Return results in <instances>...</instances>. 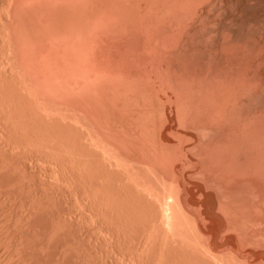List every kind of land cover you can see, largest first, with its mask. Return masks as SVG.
<instances>
[{
	"label": "bare ground",
	"instance_id": "1",
	"mask_svg": "<svg viewBox=\"0 0 264 264\" xmlns=\"http://www.w3.org/2000/svg\"><path fill=\"white\" fill-rule=\"evenodd\" d=\"M0 156L27 264H264V0H0Z\"/></svg>",
	"mask_w": 264,
	"mask_h": 264
},
{
	"label": "rangeland",
	"instance_id": "2",
	"mask_svg": "<svg viewBox=\"0 0 264 264\" xmlns=\"http://www.w3.org/2000/svg\"><path fill=\"white\" fill-rule=\"evenodd\" d=\"M0 157H1V156H0ZM0 159H1V158H0ZM27 159H28V158H27ZM23 160H24V159H23ZM28 160H29V161L31 160L30 163H29ZM28 160H26V159L24 160V161L27 162V163L25 162L26 165H25L24 162L21 160L22 162L20 161V163H21L20 165H21V166H23V165H24V166H28V163L31 164V165L28 166V167H29L28 170H29V172H31L32 170L30 171V168L32 169V165H33V168H36V162H35L34 160H33L34 162H32V159H28ZM22 163H23V165H22ZM32 163H33V164H32ZM17 164H19V163L17 162ZM36 169H37V168H36ZM36 169H33V171H36ZM39 169H40V168H39ZM39 169H37V170H39ZM0 171H1V170H0ZM33 171H32V173H34ZM1 172L3 173V171H1ZM1 172H0V174H1ZM37 172H39V171H36L34 174L37 175ZM3 174H4V173H3ZM3 174L0 175V176L3 177V176H4ZM30 174H31V173H30ZM30 174H29V175H30ZM38 174H41V173H38ZM5 175H6V174H5ZM41 175H42V174H41ZM38 176H39V175H38ZM4 177H5V176H4ZM4 177H3V178H4ZM30 177H33V178H34V176H32V174H31ZM36 177H37V176H35V179H33V180H36V181H37V178H38V182H37V185H36L37 187L34 188L36 182H35V181L32 182L33 180H32L31 178H30V180H32V181L29 180V183H30V182H32V183H30V184H33V183H34L33 188H32V185H30V186H31V188H30V187L28 186L29 183H26L27 187H29L30 189H35V192H36V190L39 188L38 186L40 185V183H39V182H40V181H39V180H40V179H39L40 177H37V178H36ZM5 179L7 180V177H6ZM5 179H4V180H5ZM195 179H196V178H195ZM195 179L193 178L192 180L195 181ZM0 180H2V181L0 182V183L2 184V182H4V181H3V179H1V178H0ZM6 180H5V181H6ZM196 180H197V179H196ZM7 181H9L10 185H11V183H13L12 181L10 182V180H7ZM194 181H193V182H194ZM195 182H198V181H195ZM6 183H7V182H4V184H2V185L0 184L1 187L3 186V187L5 188L4 191H3V190H2L3 187H2V188L0 189V190H1L0 192H2V191L5 192V190H6V192L8 193V191H9L10 188H9L8 190L6 189V187H8V186H4ZM9 183H7V184L9 185ZM7 184H6V185H7ZM13 185H14V184H13ZM13 185H11V189H12V186H13ZM15 185H16V184H15ZM26 185H25V186H26ZM41 185H43V184H41ZM41 185H40V188L42 187ZM18 186H19L18 188H20V185H18ZM44 186H45V185H44ZM9 187H10V186H9ZM13 187H14V186H13ZM27 187H26V189H28ZM16 188H17V186H16ZM22 188H23V187H22ZM36 188H37V189H36ZM40 188L38 189V191H39V190H42V188H41V189H40ZM43 188L48 189L49 187H43ZM20 189H21V188H20ZM24 189H25V188H24ZM30 189H28V190L25 191V192L27 193ZM45 189H44V190H45ZM16 190L18 191L19 189H16ZM16 190H15V191H16ZM44 190H43V191H44ZM48 190H49V189H48ZM11 191H12V190H10V192H9L8 194L11 195V194H14V193H15L14 190H13V193H11ZM17 191H16V192H17ZM19 191H20V190H19ZM19 191H18V192H19ZM23 191H24V190H21V192H23ZM31 191H34V190H31ZM38 191H37V192H38ZM43 191H42V192L39 191L38 193H37V192H36V193H37V195L39 196L41 193H44V194H45V192H43ZM49 191H50V190H49ZM51 191H52V190H51ZM18 192H17V193H18ZM29 192H30V191H29ZM35 192H32V193H35ZM40 192H41V193H40ZM46 192H48V191H46ZM7 193H0V197H1V201H0V203H1V205L4 204L5 201H9V203H11L10 200H12L13 198H12V199L10 198V200H8V199H9L8 197H9L10 195H8V197H7V196L5 195V194H7ZM51 193L53 194V191H52ZM2 194L4 195V197H7V198H6L7 200H6V199L4 200V198H3L4 201L2 200V197H3ZM18 194H19L20 199H21L22 194H20V193H18ZM18 194H17V195L15 194V195H16V196L14 195L15 197L12 196V197H14V199H15L16 201H17V199H18V198H17V197H18ZM28 194H30V193H28ZM28 194H25V198H27V200H28L29 196H26V195H28ZM65 194H66L65 196H67V197L69 196V195H67V193H65ZM1 195H2V196H1ZM23 195H24V194H23ZM30 195H31V194H30ZM37 195H36V196H37ZM41 195H42V197L45 196V195H43V194H41ZM33 196H34V195H33ZM33 196H30V198L32 197L31 199H33ZM36 196H35V197H36ZM54 196H55V197H54ZM65 196H63V194H62V196H61V195L58 196V194H57V196H56V193L52 195V197H53L54 199H57V200H58V199L61 200V198L63 199V197L67 199V197H65ZM10 197H11V196H10ZM56 197H60V198H56ZM23 198H24V196L22 197V199H23ZM34 199H35V198H34ZM54 199H53V201L56 202L57 204H59V202H61V201H59V200H58V202H57V201H55ZM18 200H19V199H18ZM27 200L24 199V200H23L24 202H22V201L20 200V202H21V204H22V203H23V204H24V203L27 204V202H29L30 199H29L28 201H27ZM63 200L65 201V199H63ZM69 200H71L70 196H69V199H67V201H69ZM2 201H3V202H2ZM12 201L14 202V200H12ZM16 201H15L14 203H12V205H11V204L9 205V206H11V207L8 206V204H9L8 202H6V203H8V204H4V205H2V206H4V207H5V205H7L8 207H6V208H10V209H11L12 207H14L15 205H17V208L14 207V208H12L11 210L8 209V210H9V213H7V215L11 214V216H12V215H13L12 213L15 211L14 209L16 208V213L14 212V216H12V218H11V216L9 215L10 217L8 216V217H5V218H4V219L7 218L6 220H8V222H7V221H6V222L3 221V222L6 224L7 229L9 228V226H13V227H11V228H14V227H15V226H14V223H13L14 220L12 221L13 218L15 219V218L17 217V218L15 219V221H16V220H18V221L20 220V221H21V220H23V219L25 220L26 216H27V217H30V216H28L29 214H31L32 216L35 215V217H36V216H40V215L42 216V215H43L42 213H41L40 215H38L40 212H38V213H37V212H34V211H36V210H35V208L33 207L32 203H31L32 200L30 201L29 205L31 204V205H32V208H34V211H33V209H31L34 213L31 212V210H30L31 206H30V208L28 209V211H24V210H27V208H26V206H25L26 204L24 205L25 207H23V204H22V206L20 207V205H21L20 202H18V201L16 202ZM25 201H26V202H25ZM64 201H62V202H64ZM16 203H18V204H16ZM68 203H69L70 206L66 205V204H68ZM19 204H20V205H19ZM54 204H55V203H54ZM71 204H72V201H71ZM71 204H70V201H69V202H67V203H63L62 206H61V204H59L60 206L57 205L56 207H57V208H60V207L62 208L63 205H64L63 208H65V207H66L67 209H70V208H71V212H72V211H73V210H72L73 206H72ZM18 205H19V206H18ZM27 205H28V204H27ZM29 205H28V206H29ZM28 206H27V207H28ZM71 206H72V207H71ZM4 207H3L2 210H1V207H0V214H1V211H3V210L5 209ZM18 207H20L21 209H22V207L25 208V209L22 210L23 212H22L21 210H19V211H21L20 213H23V214H24V215L22 214V217L24 216L23 218L21 217V215H20V216H17V210H18ZM56 207L54 206V208H56ZM68 207H69V208H68ZM54 208H53V209H54ZM66 208H65V210H66ZM51 210H52V209H51ZM60 210H61V209H59V211H60ZM65 210L62 209V211H64V212H65ZM5 211H7V209H5V210L3 211V214H4V215H6V212H5ZM11 211H12V212H11ZM55 211H56V209H54V212H55ZM59 211H58V212H59ZM68 211H69V210H68ZM68 211L66 212V213H67L66 217H65V214H64V216H63L64 218H67V219L69 218L68 216H70V215H68V214H69ZM7 212H8V211H7ZM24 212L27 213V214L25 215ZM30 212H31V213H30ZM44 212H45V211H44ZM49 212H50V210H49ZM32 213H33V214H32ZM36 213H37V215H36ZM46 213H48V212H45V213H44V216L47 217L48 214L46 215ZM59 213H60V212H59ZM73 213H75V212H74V211L72 212V215H71L70 218H73ZM3 214H1L2 216L0 215V220H1L2 225H3V222H2L3 218H2V217H4ZM18 214H19V212H18ZM7 215H6V216H7ZM15 215H16V217H15ZM62 215H63V214H62ZM48 216H49V215H48ZM18 217H19V219H18ZM20 217H21L22 219H21ZM35 217H34V219H35L34 221L36 222V218H35ZM46 217H44V218H46ZM51 217H52V219H54V218H53L54 215H53L52 213H51ZM51 217H50L49 219H51ZM74 217H75V218H78V214H77V213H76V215L74 214ZM42 218H43V217H42ZM70 218H69L68 220H71V221H72V219H70ZM9 219H11V220H10L11 222H9ZM28 219H29L30 221H31V220L33 221V219H31V218H28ZM28 219H26L25 221H27ZM39 219H41V218L39 217ZM46 219H48V217H47ZM46 219H45L44 222L42 221L43 219L41 220V222H42L43 224H41V222H40V220H39V222H40L39 224H41V225L44 226V223L47 222ZM49 219H48V220H49ZM74 220H75V219L73 218V221H74ZM20 221H19V222H20ZM25 221H23V223H24ZM32 221H31V222H32ZM34 221H33V223H34ZM37 221H38V220H37ZM49 221H51V220H49ZM53 221H54V220H53ZM27 222H28V221H27ZM1 223H0V225H1ZM8 223H9V224L12 223L13 225H9ZM15 223H16V222H15ZM21 223H22V221H21L19 224H21ZM23 223H22V224H23ZM37 223H38V222H37ZM5 224H4V225H5ZM17 224H18V223H17ZM17 224H15V225L17 226V227H15V228H17L18 232H17V230H16L15 228H14V229L16 230L17 233L15 232L14 229H12V230L16 233V234L14 233V234H15V237H14V238H16V239L13 238V241L16 240V243H15V242L13 243L12 238H11V241H10V239H9L10 237L7 236L8 234H5V233H6V231H5V230H6V229H5L6 226H4V227H3V226H0V228L3 227V228L5 229V230H4V234L6 235V238H7V239H5V236H4V239H5L6 243L8 242V244H9V245H6L5 241L2 240V241H0V242L2 243V245H1V243H0L1 246H8V247L10 248L12 245L15 244L14 246L17 247L16 249L19 250L18 247L21 245V243H23V239L26 238V240L24 241L25 244H26V243H29L28 239L31 240L30 238H32V237H33L32 235L35 234V237H36L35 239H36V240H35V239H34V240L32 239V240L34 241V242H33L34 245H33V246L31 245V243H32L31 241H30L29 244H30V246H32L33 248H34V246H37V247L39 248V250H40V245H41V246L44 245L43 242H44L45 240H43V239H46V238L50 237V236H48V235L51 234V231H50L51 228H48V227L45 228V227H43V229H42V227L40 226V227H41V230H44V228L47 229V230L50 229V230H48V231H50V233L46 230V233L48 232V234H43V235H45L46 237H45V236H44V237H41L42 235H38V237H41V238H40V242L43 244V245H42L40 242H38L39 240H37V235H36L37 233L40 234V231H41V230H39V229H40L39 226L36 228L37 231H34L35 229H33V228H32V231H31V229H30V234H32V235H30L29 232H28V231H29V226H28L29 224H28V223H25V224H27V225L23 224V225H25V226L28 228V231H27V230H26L27 228L25 227V228H26L25 230H26V232H28V233H25V232H24V230H23L24 227L22 228V226H23L22 224H21L22 226H21V225H17ZM46 224H47V223H46ZM46 224H45V225H46ZM8 225H9V226H8ZM50 225H53V222H52V221H51V224L49 223V224L46 225V226H49V227H50ZM20 226H21V228H20ZM30 226H33V224L31 225V223H30ZM18 227H19L21 230H20ZM35 227H36V223H35ZM51 227L53 228V226H51ZM30 228H31V227H30ZM38 228H39V229H38ZM8 230H10V229H8ZM8 230H7V232H8ZM12 230H11L10 232H13ZM38 230H39V232H38ZM2 231H3V230L1 229V232H2ZM19 231H22V233L24 232V234H26L27 236H26V237L23 236V239H22V237H20V236H22V235H19V233H20ZM33 231H34V232H33ZM44 231H45V230H44ZM85 231H86V230H85ZM85 231L83 230V231H76V232L78 233V234H77L78 236H81V234H79V233H83V232H84V234H86V235H83V234H82V237L85 238L86 240H89L90 238L92 239V238L94 237V239H92L93 242L86 241V240L84 239V241H85V244H84V243H83V238H81V239H80V238H76V240H77V239H78L77 241L81 240V244L83 243L85 246H88V245H89L88 249H90V247H91V245H92L94 248L92 247L91 249H94V250L97 249V250H99V247H100V245H101L100 243H97V241H96V242H95V245H93L96 236H94L93 234H91L92 237H91V236H87L88 232L85 233ZM31 232H32V233H31ZM41 232L43 233V231H41ZM70 232L72 233L73 231L64 232V236H65V233L69 234ZM76 232H73V233H76ZM8 233H9V232H8ZM44 233H45V232H44ZM73 233H72V234H69V235H70V238L73 237V239H74V236H75V235H74ZM1 234H2V233H0V237H1ZM4 234H2V237H3ZM14 234H13V236H14ZM17 234H18L19 236H18ZM24 234H23V235H24ZM60 234H61V233H60ZM67 234H66L67 237H66V236H65V237H66V239L68 240L69 236H68ZM89 234H90V233H89ZM89 234H88V235H89ZM28 235H30L31 237L29 236L30 238H27ZM51 235H52V234H51ZM61 235L63 236V234H61ZM61 235H60V237H59V235H58V237L55 236L54 239H53V237H52V240L55 241V240H56L55 238H57V240H60V244L63 243V242H61V241H62V240L65 241L66 239H65V237L61 238V237H62ZM71 235H73V236H71ZM77 235H76V236H77ZM10 236H12V233H10ZM16 236H18L20 239L17 238ZM47 236H48V237H47ZM76 236H75V237H76ZM78 236H77V237H78ZM85 236H86V237H85ZM2 237H1V238H2ZM8 237H9V238H8ZM24 237H25V238H24ZM89 237H90V238H89ZM60 238H61V239H60ZM70 238H69V240H70ZM88 238H89V239H88ZM2 239H3V238H2ZM8 239H9V240H8ZM17 239H19V240L22 239V240H21L22 242H21L19 245H17V244L19 243V240H18V242H17ZM41 239H42L43 242L41 241ZM73 239H71V240H72L73 242H75L76 240H73ZM96 239H97V238H96ZM7 240H8V241H7ZM49 240H50V238H49ZM57 240H56V241H57ZM67 240H66V241H67ZM69 240H68V242H69ZM92 240H91V241H92ZM27 241H28V242H27ZM66 241H65V242H66ZM77 241H76V242H77ZM3 242L5 243V245H4ZM35 242H36V243H35ZM37 242H38V245H36ZM45 242H46V241H45ZM47 242H48V239H47ZM49 242L52 243L53 241L50 240ZM68 242H67V243H68ZM88 242H90L91 245H90V243L88 244ZM10 243H13V244L10 245ZM24 243H23V244H24ZM56 243H57V242H55V245H53L54 243H52L51 245H52V246H56V245H57ZM92 243H93V244H92ZM96 243H97V245H98V244H100V245L97 246ZM79 244H80V242H79ZM83 244H82V245H83ZM86 244H88V245H86ZM26 245L28 246V244H26ZM45 245H46V244H45ZM51 245H49V246H51ZM62 245H63V246H66V245H64V244H62ZM103 245H104V246H103ZM103 245H101V246H103L104 248H103V249H102V247L100 248L101 250H103V251H100L101 253H103V252L105 251V253H103V255H104V254L106 255V253H107L108 255H109V254H113L114 252L116 253V251L119 252V248H120V247H119V248H116V247H107V246H105V244H103ZM1 246H0V257L2 256V264H3V259H4V257H5V261L8 259L9 262L12 261L11 264H14L13 262H15V261H14L15 256H16V261H17V259H18V258H17V255L21 257V258L18 259L17 262H21V263H19V264H23L24 261H23L22 258L26 257V255L28 254V251H29V253L32 251V250L30 251V248H31V247L29 246L30 248L28 247L29 249H27L26 251H25V249H24V251H25V253H24L23 248H26L27 246H26V247L24 246L23 248L20 247V248H22V250L18 251V253H19V252H21V253H20V254L17 253V254L14 256V254L11 255V253H12L13 251H14V252L16 251L15 248H14V246L11 247V248L9 249V250H11L12 248H14V250H13V249L11 250L12 252L10 251V252H11L10 254H8V253H9L8 250H5L4 248H1ZM21 246H22V245H21ZM47 246H48V243H47ZM47 246H44V248L46 247V249H48L49 246H48V247H47ZM58 246H59V244H58ZM95 246H96L97 248H95ZM60 247H61V246H59V247H55V249H51V247H50V249L53 250V251H54V250L56 251V249L58 248V249H59L58 251H61L62 249L67 248V246H66L65 248H64V247H61L62 249H61ZM5 248L7 249V247H5ZM33 248H31V249H33ZM38 248H37V250L34 249L35 251H34V250H33V251H34V252L37 251V253H40V252L42 251L41 253H44L45 255L50 256L49 253L46 254V250H45V249H44L45 251H43V249H42L43 247L41 248V249H42L41 251H38ZM53 248H54V247H53ZM69 248H70V247H68V249H69ZM72 248H73V247H72ZM76 248H77V247H76ZM76 248H74V249H76ZM79 248H80V247H79ZM81 248H83V247H81ZM84 248H86V247H84ZM50 249H48L47 252H50ZM60 249H61V250H60ZM68 249H67V254H68V255L73 254L74 249H73V251H68ZM91 249L88 251V253H89V255H90V252H91V255H94V257L92 256L93 258H91L90 256H87V255H88V253H87V249H86V252H85V249L83 250V251L85 252L86 255L83 254V251H81V249H79L81 252H80L79 250H76V251H78L77 253H79V252L81 253V255H79V256L84 255V256H82V257H84V260H85V257H86L87 261H88L89 259H91L92 261H96L95 264H97V263H98V264H103V263H104V264H117L119 261H122V262H119V263L121 264V263H123V261L126 259V258H124L125 256H124L123 253H122V255H123L124 257H123L121 254L119 255L118 252H117L114 256L111 255V257H113V258H115V259H112V258H110V257L108 258V256H107L108 260H107L106 262H108V263H106L104 260H103L102 263H100V262H101L100 260L103 259V258H101V255H99L100 252L98 251V255L100 256V258L98 257L99 260H98V262H97V260H94V258H95L96 256H98V255L96 254V253H97V252H96L97 250H95V254H93V253H94V252H93L94 250L91 251ZM115 249H116V250H115ZM117 249H118V250H117ZM2 250H4V251H2ZM69 250H72V249H69ZM121 250L125 251L124 249H120V252H122ZM257 250H258V249H257ZM22 251H23V253H22ZM64 251H65V250H64ZM3 252H4V253H3ZM14 252H13V253H14ZM56 252H57V251H56ZM62 252H63V250H62ZM62 252H61L60 255L58 254L59 257H60L62 254H63V255H66V252H65V253H62ZM69 252H70V254H69ZM71 252H72V253H71ZM120 252H119V253H120ZM126 252H127V251H126ZM2 253H3V254H2ZM26 253H27V254H26ZM41 253L39 254V255H40V259L42 258L41 255L45 256L44 254H41ZM53 253H55V252H53ZM58 253H59V252H58ZM80 253H79V254H80ZM127 253H129V254H127ZM127 253H126V254H127L128 256H126V257L128 258L129 255H130V252H127ZM5 254H6V255H5ZM7 254H8L9 258H11V257L13 256V257H14V258H12L13 260H12V259H9L8 256H7ZM21 254H23L24 256H21ZM25 254H26V255H25ZM31 254H32V253H31ZM31 254H30V255H31ZM33 254H34L33 256H36L35 253H33ZM74 254H76V253L74 252ZM74 254H73V255H74ZM28 255H29V254H28ZM53 255H54V254H53ZM56 255H57V254L55 253V256H56ZM58 255H57V257H58ZM73 255H72V256H73ZM76 255H77V254H76ZM105 255L102 256V257L105 258V257H106ZM116 255H118V256H116ZM6 256H7V257H6ZM10 256H11V257H10ZM33 256H32V255H31L30 257L27 256V257H29V260H27V261L25 260L24 263L27 264L28 261H30V258L33 257ZM51 256H52V255H51ZM55 256L52 257V259H53V258H57V257H55ZM66 256H67V255H66ZM66 256H64V257H66ZM74 256H75V255H74ZM74 256H73V258H71V256H69V258H71V260H70L71 262H70V263H72V264L75 263V262H72V261H73L72 259H74ZM79 256H77V257L75 256V257L78 259V260H75L76 262H77V261L80 262L79 259H81L82 257L79 258ZM109 256H110V255H109ZM115 256H116V257H115ZM119 256L121 257V260H120V257H119ZM46 257H47V256H46ZM59 257H58L57 259H59ZM64 257H63V258L60 257V258L63 260V263H60V264H64L65 260H66V259H67V260L69 259V258L67 257V258H65V260H64ZM122 257H123L124 259H122ZM6 258H7V259H6ZM34 258L36 259V257H34ZM76 258H75V259H76ZM88 258H89V259H88ZM98 258H97V259H98ZM116 258H117V259H116ZM118 258H119V261H118ZM20 259H21L23 262H22ZM24 259H25V258H24ZM27 259H28V258H27ZM52 259H51V260H52ZM57 259H56V260H57ZM61 259H60V262H61ZM82 259H83V258H82ZM95 259H96V258H95ZM109 259H110V260H109ZM128 259H130V257H129ZM19 260H20V261H19ZM33 260H34V259H32L31 261L34 263L35 260H34V261H33ZM41 260H42V262L40 261L41 263H44V262L46 261L45 258H44V260H43V259H41ZM48 260H49V258H48ZM48 260H47V261H48ZM91 260H89V262H90ZM105 260H106V259H105ZM111 260H112V262H114V263H110ZM113 260H114V261H113ZM115 260H116V261H115ZM126 260H127V259H126ZM36 261H37V263H35V264H38V263H39V260L36 259ZM47 261H46V262H47ZM52 261H53V260H52ZM52 261H51V262H52ZM54 261H55V260H54ZM57 261H59V260H57ZM82 261H83V260H82ZM82 261H81V262H82ZM99 261H100V262H99ZM128 261H129V260H127L126 262H127L128 264H130L131 262H128ZM0 262H1V261H0ZM6 262H7V261H6ZM46 262H45V264H46ZM51 262H49V264H51ZM66 262H67V261H66ZM66 262H65V263H66ZM68 262H69V261H68ZM116 262H117V263H116ZM126 262H124L123 264H127ZM33 263H32V264H33ZM55 263H58V264H59V262H56V261H55ZM55 263L53 262V264H55ZM90 263H91V262H90ZM92 263H93V262H92ZM92 263H91V264H92ZM119 263H118V264H119ZM4 264H5V262H4ZM9 264H10V263H9ZM15 264H16V263H15ZM17 264H18V263H17ZM29 264H31V263L29 262ZM47 264H48V263H47ZM67 264H69V263H67ZM76 264H78V263H76Z\"/></svg>",
	"mask_w": 264,
	"mask_h": 264
}]
</instances>
